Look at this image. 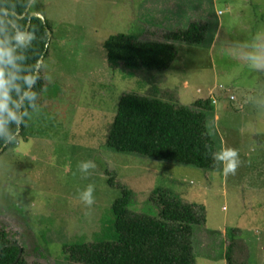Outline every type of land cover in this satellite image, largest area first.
<instances>
[{"label": "rangeland", "instance_id": "1", "mask_svg": "<svg viewBox=\"0 0 264 264\" xmlns=\"http://www.w3.org/2000/svg\"><path fill=\"white\" fill-rule=\"evenodd\" d=\"M33 1L32 13L49 24L48 54L39 67L44 87L24 135L0 154V228L22 257L73 264L63 246L112 240L111 208L124 186L133 192V214L157 215L148 202L155 189L196 207L202 224L193 229L195 264H264V71L245 60L264 45V0H209L217 17L202 23L207 32L200 44L180 47L179 76L170 83L164 72L131 75L107 62L104 42L113 35L157 40L136 14L145 0ZM183 81L187 94L179 99L169 87L181 90ZM212 86L224 89L217 97L226 93L216 105L218 118L209 117L215 153L238 151L235 175L225 176L222 162L204 170L107 146L125 94L190 106ZM87 161L95 168L85 174L78 164ZM90 184L92 206L82 199Z\"/></svg>", "mask_w": 264, "mask_h": 264}, {"label": "trees", "instance_id": "2", "mask_svg": "<svg viewBox=\"0 0 264 264\" xmlns=\"http://www.w3.org/2000/svg\"><path fill=\"white\" fill-rule=\"evenodd\" d=\"M30 3L31 0H0V8L7 7L10 14L15 6L18 26L27 28L30 23L29 30L35 33V38L22 46L11 39V29L0 34V47L14 48L15 64L20 66L17 69L3 64L5 87L12 101L21 99V106L16 110L19 121L10 119L7 110L0 112V149L3 152L24 135L29 112L44 87L38 65L48 54L49 24L30 16ZM206 32L204 24L190 23L186 28L166 33L163 36L166 41H139L126 34L113 35L104 42L107 62L131 75L166 72L178 56L176 44L195 46L205 39ZM25 72L40 76L30 90L37 93L31 106L23 99L21 77ZM16 85L20 86L19 97ZM8 107H13L11 102ZM214 110V104L207 98L196 99L188 106L156 97L125 94L119 102L107 146L118 153L214 170L217 166L215 144L208 124L209 117L214 118ZM109 182L112 183V179ZM120 189L122 196L111 208L113 239L63 246L65 261L73 264H195L193 229L202 224L196 207L155 189L148 202L155 205L157 215L133 214L129 210L133 192L124 186ZM0 264L39 263H28L17 243L10 241L6 231L0 228Z\"/></svg>", "mask_w": 264, "mask_h": 264}, {"label": "clouds", "instance_id": "3", "mask_svg": "<svg viewBox=\"0 0 264 264\" xmlns=\"http://www.w3.org/2000/svg\"><path fill=\"white\" fill-rule=\"evenodd\" d=\"M11 15V18H9ZM6 29H11L12 35L11 39L16 41L17 46L25 45L30 43L32 39L35 38V33L24 26H18V21L16 20L15 6H13V12L10 14L7 7L0 8V34L5 33ZM260 33L257 34L259 37ZM14 48L0 47V112L5 110L8 111V116L10 119L19 121L20 117L17 115V109L21 106V99L15 101L11 100L8 95V91L5 87L6 80L4 78V68L3 64L7 63L12 65V67L19 69L20 66L15 64V57L13 55ZM245 60L250 68L254 71H264V45L259 46V50L256 52L248 53ZM24 84V95L23 99L28 100L31 106L32 102L35 100L37 93L33 90L29 93V90L34 88L37 80L40 76L33 72H25L21 77ZM18 90V97L21 95L19 92V85H16ZM12 103L13 107L9 108V103ZM25 112H27V107H25ZM215 158L217 162H222L224 164L223 172L227 176L229 174L235 175L238 167L241 166V160L239 159V153L234 148H223L220 152L215 153ZM95 168V164L92 161L81 162L78 164V170L85 174L89 173V169ZM94 185H88L83 191L82 199L89 206L94 204Z\"/></svg>", "mask_w": 264, "mask_h": 264}, {"label": "crops", "instance_id": "4", "mask_svg": "<svg viewBox=\"0 0 264 264\" xmlns=\"http://www.w3.org/2000/svg\"><path fill=\"white\" fill-rule=\"evenodd\" d=\"M211 6H213V4L209 0H145L141 4L140 6L141 8L139 12L138 13L136 12V14L139 17L142 16L143 21L146 23L145 25L146 31L152 30L149 33L151 35H154V37L157 39L156 41H160V40L166 41V39H164L163 36L166 35L167 32L175 31L178 28L179 29L186 28L190 23L211 22L214 18L217 17L215 16V14L210 15ZM34 13L40 15L39 13H36V12ZM182 46H184V44H181V43L176 44L178 56L175 62L170 67V69L164 72V75H163L164 80L168 81L169 83L174 82L176 79H178L179 71L181 68L180 66H178V63H179L178 59L181 60V58H179V50L180 52L184 51L180 49V47ZM180 86L183 89L181 90H179L178 88L176 89V86L173 84L170 85L169 89L177 91V95L179 99H183V97H186V94H187V92H185V89L187 88L186 87L187 82L183 81L182 85ZM208 90L209 91L207 92L206 96L211 97V94H213L212 97H215V99L217 100L216 103L214 104V108H215L214 118L217 119L218 114L216 113V108H217L216 105H218L219 102L221 101L219 100L220 98H223L224 96H226V93L223 94V93L218 92L219 97H217L216 92L219 91L218 86L209 87ZM196 93L199 94L200 91L197 90ZM231 94L232 96H235L233 95L232 92ZM206 96H202V97H206ZM196 99H199V98L198 97L194 98L193 102ZM230 101H236V99L230 100ZM193 102H190V104Z\"/></svg>", "mask_w": 264, "mask_h": 264}, {"label": "water", "instance_id": "5", "mask_svg": "<svg viewBox=\"0 0 264 264\" xmlns=\"http://www.w3.org/2000/svg\"><path fill=\"white\" fill-rule=\"evenodd\" d=\"M32 1H33V0H31L30 6H31V4H32ZM30 6H29V8H28V11H29V9H30ZM30 16H31V17L40 18V19H42L43 21H45L44 18H43L41 15L31 13ZM29 25H30V23L28 24L27 29H29ZM41 62H42V60L39 62L38 70H39V67H40ZM36 73H38V71H37ZM29 92H30V90H29ZM1 152H3V149H0V153H1Z\"/></svg>", "mask_w": 264, "mask_h": 264}, {"label": "built area", "instance_id": "6", "mask_svg": "<svg viewBox=\"0 0 264 264\" xmlns=\"http://www.w3.org/2000/svg\"><path fill=\"white\" fill-rule=\"evenodd\" d=\"M218 89H219L220 91H222V92L224 91V89L222 88V86H219ZM212 95H213V94H211V97H212ZM229 98L232 99V100H235V96H229ZM216 101H217V100L215 99V97H212V103L215 104Z\"/></svg>", "mask_w": 264, "mask_h": 264}]
</instances>
